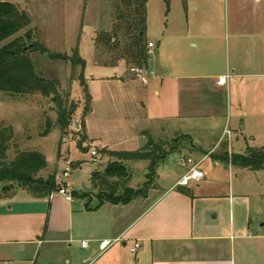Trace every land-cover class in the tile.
<instances>
[{
	"label": "crops",
	"instance_id": "0c3cea01",
	"mask_svg": "<svg viewBox=\"0 0 264 264\" xmlns=\"http://www.w3.org/2000/svg\"><path fill=\"white\" fill-rule=\"evenodd\" d=\"M183 1L186 13L167 21L156 42L148 41L154 46L143 67L147 83L135 75H106L107 67L95 63L88 70L86 61L92 102L84 127L100 150L136 152L160 124L173 139L189 136L194 148L186 146L177 160L171 157L147 196L128 205L85 203L95 195L74 197L81 193L69 183L72 201L61 195L35 199L22 189L0 197L2 256L18 264H264V192L256 185L264 171L222 161L227 153L264 149V0H231L227 37L213 26L209 0L202 14L200 5ZM228 75L225 84L218 83ZM221 147L225 153L219 156ZM182 157L203 161L205 179L178 187L187 171ZM135 163L142 165V178L130 188L138 189L148 163L125 164ZM172 176V183H159ZM114 239L120 241L100 250L102 242ZM136 243L140 248L133 255Z\"/></svg>",
	"mask_w": 264,
	"mask_h": 264
},
{
	"label": "rangeland",
	"instance_id": "374dc122",
	"mask_svg": "<svg viewBox=\"0 0 264 264\" xmlns=\"http://www.w3.org/2000/svg\"><path fill=\"white\" fill-rule=\"evenodd\" d=\"M0 1H8L28 14L30 24L27 31H32L34 41L41 44L47 51V54H43L40 51L31 54L36 72L43 78L58 81L60 83L59 91L61 95L65 96V94L69 93V102H74L77 106L72 122L67 129L68 131L64 134L58 127H55L58 113L53 97H45L41 94L11 96L0 93V122L7 128L11 127L14 131V137L8 143L6 159L7 161H13L19 151L42 153L46 156L49 166L39 176L47 178L50 174H56L57 183L60 184L59 176L61 177L64 171L69 169L70 177L67 179V182L71 190L79 193H89V191H92L91 175L95 170V165L96 168L98 167V170H101L109 162L116 161V158L103 153V149L100 150L99 147H94L89 140H86L87 142L84 140L85 134L81 126L84 124L86 102L79 80L82 68L80 66L74 67L71 62L52 60L49 54H64L72 57L74 52L78 50L81 58L85 62L87 61L88 70L95 63L98 66L107 67L104 70V74H118L120 77L121 75L133 77L135 69L141 67L128 64L125 60L115 62L111 66V60L108 56L105 58L99 55L96 40L101 32L110 31L114 22L109 0ZM191 1L200 5L197 13L202 14V11H200L201 5H204L207 0ZM209 1L212 7L208 9L207 13L215 17L213 26L221 30L224 36L227 37L230 31L231 17L234 14L231 0ZM147 9L148 17L145 39L148 43V41H157L158 33L161 32L162 27L167 25V21L171 19L174 23L177 21L178 16L186 13V3L183 0H171L170 6L167 8L164 0H148ZM262 34H264V31ZM151 57L149 66L153 68L155 56ZM105 61H109L110 64L105 63ZM261 107L264 113V100L261 103ZM225 116L226 114L221 119L222 129L227 123ZM48 122L53 124V131L48 136H43ZM164 125L160 124L162 130L166 126ZM160 127L158 126L154 129L157 132L153 136L148 134L145 141L147 142L149 138H152L156 142H170L173 139V135L161 132ZM97 131L100 132L101 130ZM93 133L95 132L93 131ZM81 141H85L86 146H88L87 151H82L78 148V144ZM93 150L98 154L96 164L93 162L91 156ZM224 153L223 147H221L217 155L220 156ZM173 158L177 160L179 157L175 155ZM68 160L72 161L71 165L64 162ZM76 162H80L82 167L77 168L80 163ZM140 166L142 165L139 163H135L133 166L127 165L128 171L131 176L133 175V181L132 184H130L131 181L127 182L126 186L135 187L134 185L141 177L139 175ZM174 176L164 181L159 180V183L168 185L174 181ZM162 178H164V175H162ZM256 185L258 186L257 188L264 192V177H260L256 181ZM54 196L59 195L55 194ZM83 202L96 204L97 198H87ZM0 264L18 263L15 262L13 257H6L0 254Z\"/></svg>",
	"mask_w": 264,
	"mask_h": 264
},
{
	"label": "trees",
	"instance_id": "16d2710c",
	"mask_svg": "<svg viewBox=\"0 0 264 264\" xmlns=\"http://www.w3.org/2000/svg\"><path fill=\"white\" fill-rule=\"evenodd\" d=\"M112 8L113 24L110 31L99 34L96 43L100 57L108 56L111 66L115 62L127 61L138 67L147 66L149 60L148 43L145 35L147 31L148 0H109ZM167 8L171 0H164ZM30 18L25 11L20 10L8 1H0V93L11 96L41 94L53 97L57 105L58 119L55 127L64 134L67 133L76 104L69 102L70 94L61 95L60 83L41 77L35 69L31 54L40 51L47 54L44 47L34 41L32 31H27ZM52 60L71 62L74 67L80 66V86L85 99L84 117L91 111L92 96L84 77L86 62L76 50L72 57L64 54H49ZM105 60V59H104ZM105 63L110 64L109 61ZM84 140L88 136L84 124ZM53 131V124L48 122L43 136ZM14 131L0 122V197L6 198L16 190L30 192L35 199L49 198L58 191L57 175L50 174L47 178L39 176L47 170L49 163L45 155L39 152H18L13 161H7L8 143L13 139ZM85 141L78 144V148L87 151ZM86 141V142H87ZM186 146L194 148L189 136H181L168 143L156 142L149 138L144 147L136 152H112L103 149L102 152L116 161H111L101 170H95L91 177L92 191L74 193V197H88L95 195L99 205H128L138 198L147 196L153 186L157 172L168 160L181 154ZM145 161L148 163L146 182L141 188L133 189L126 186L131 174L126 162ZM225 164L254 172L264 171V149L248 148L244 154L228 153L222 157Z\"/></svg>",
	"mask_w": 264,
	"mask_h": 264
},
{
	"label": "built area",
	"instance_id": "2783aa9c",
	"mask_svg": "<svg viewBox=\"0 0 264 264\" xmlns=\"http://www.w3.org/2000/svg\"><path fill=\"white\" fill-rule=\"evenodd\" d=\"M149 48H153V43H149L148 44ZM135 76L140 79L141 81H143L144 83H147V72L143 69V68H136L135 69ZM230 77V75L225 76L221 79H219L218 83L219 84H225L227 79ZM225 133L230 134L228 131H226ZM97 152L93 151L92 152V156H96ZM203 161H196L191 157H182L179 160V163L181 166L186 167L187 171L184 174V176L180 179V181L178 182V187H188L192 182H200L202 180L205 179V172L201 169V164ZM68 165H71V162H67ZM70 177V170L66 169L63 173V175L61 177H59V182H60V188L58 191L54 192L49 198H53V196L55 194L64 196L66 198V200L68 201H72L73 200V196L71 195L70 192H68L67 190V179ZM120 240L119 239H114V240H109V241H104L100 244V250L101 251H107L108 249H110L112 246H114L115 244H117ZM81 246L83 248H87L88 246V242L87 241H82L81 242ZM140 248V244L136 243L134 244L131 249L130 252L133 255H136L137 251Z\"/></svg>",
	"mask_w": 264,
	"mask_h": 264
}]
</instances>
